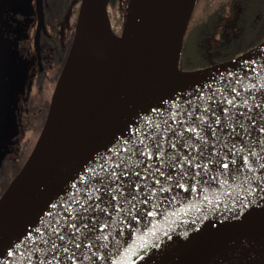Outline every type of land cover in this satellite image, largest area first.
Segmentation results:
<instances>
[{
	"label": "water",
	"instance_id": "obj_1",
	"mask_svg": "<svg viewBox=\"0 0 264 264\" xmlns=\"http://www.w3.org/2000/svg\"><path fill=\"white\" fill-rule=\"evenodd\" d=\"M196 2L169 0L150 47L128 74L87 104L48 113L0 197V264H123L193 217L227 209L231 187L264 162V40L226 61L181 68ZM87 20L105 45L118 40L107 0H81L55 90ZM40 53L38 47L41 66ZM236 218L233 210L229 219ZM239 223H229L230 246L239 236L254 254L226 257L214 234L176 264H264V237L257 248Z\"/></svg>",
	"mask_w": 264,
	"mask_h": 264
},
{
	"label": "bare ground",
	"instance_id": "obj_2",
	"mask_svg": "<svg viewBox=\"0 0 264 264\" xmlns=\"http://www.w3.org/2000/svg\"><path fill=\"white\" fill-rule=\"evenodd\" d=\"M168 5L169 0H130L126 26L111 47L102 42L92 21L87 20L80 48L53 92L48 113L87 104L111 83L128 74L131 67L142 60L145 49L150 47ZM228 193L225 196L227 209H213L211 216L200 214L193 217L137 251L123 264H169L179 254L184 256L190 249L207 244L214 234H217L215 243L226 257L235 252L254 254L250 242L239 236L230 246L231 230L228 226L231 220L239 221V227L246 234L250 230L251 239L259 247L264 237V162L237 181ZM243 203V213L246 214L241 216L239 205ZM233 210L237 218L229 219ZM218 212L225 217L214 216Z\"/></svg>",
	"mask_w": 264,
	"mask_h": 264
},
{
	"label": "rangeland",
	"instance_id": "obj_3",
	"mask_svg": "<svg viewBox=\"0 0 264 264\" xmlns=\"http://www.w3.org/2000/svg\"><path fill=\"white\" fill-rule=\"evenodd\" d=\"M129 1L107 0L109 23L118 36L121 35L127 23ZM70 2L71 8L69 7L58 25L57 39L61 55L58 57L60 58L59 64H56L58 67L56 73H49L50 82L47 80L45 82L40 77L36 78L38 62L36 55L33 54L32 46L38 11L33 0H19L15 3L16 5L3 3L0 10V159L4 165H7V160L11 161L10 166L5 167L7 173L5 174L4 191L30 155L45 125L49 104L73 42L81 14V0ZM212 2L213 0H197L193 19L202 15ZM8 8H13L19 13L20 44L8 35L9 28L6 21L9 14ZM58 20L59 18L54 23L55 26ZM54 25L51 29L56 28ZM187 59L191 61L196 58L190 52L183 53L181 66ZM177 262L178 259H175L169 264Z\"/></svg>",
	"mask_w": 264,
	"mask_h": 264
},
{
	"label": "trees",
	"instance_id": "obj_4",
	"mask_svg": "<svg viewBox=\"0 0 264 264\" xmlns=\"http://www.w3.org/2000/svg\"><path fill=\"white\" fill-rule=\"evenodd\" d=\"M71 0H48V19L58 29ZM55 20V21H54ZM53 29V30H55ZM58 40V39H57ZM264 40V0H213L198 18L191 19L182 51L192 53L181 66L196 70L231 59ZM59 41L53 43L52 73H56L61 54ZM57 49V50H56Z\"/></svg>",
	"mask_w": 264,
	"mask_h": 264
},
{
	"label": "flooded vegetation",
	"instance_id": "obj_5",
	"mask_svg": "<svg viewBox=\"0 0 264 264\" xmlns=\"http://www.w3.org/2000/svg\"><path fill=\"white\" fill-rule=\"evenodd\" d=\"M19 0H0V10L2 9L3 3L4 4H13L16 5L15 3H17ZM34 4L37 7V20H36V26L35 29L33 30V46L32 49L34 50V53L36 55L37 58V62H38V74L36 76L40 77L41 79H43L45 82L46 80L48 82L51 81V76L49 73H52V49H53V43H56V41L58 42L57 38H58V32L57 30H53L51 29V22L49 21V17H48V12L50 11V5L48 3V0H33ZM43 8V12H44V20H45V29H41L39 33H37V26H38V21H39V7ZM71 8V7H70ZM9 9V8H8ZM9 14L6 18V21L8 23V35L9 37H12L13 40L19 41L20 44V28H21V24H19V13L15 12L13 10V8H10L9 10ZM35 14V13H33ZM1 17V16H0ZM193 18V16H192ZM33 19H35L33 17ZM40 41V43H39ZM37 43V44H36ZM40 45V46H39ZM37 46L39 47L40 51H41V66L39 64V60H38V54H37ZM32 52V51H31ZM41 67V68H40ZM34 87V86H33ZM35 87H36V83H35ZM34 89V88H33ZM7 165H4L2 160L0 159V197L2 196V194L4 193V183H5V174L7 173V171L5 170L6 166H10L11 161L7 160L6 161Z\"/></svg>",
	"mask_w": 264,
	"mask_h": 264
},
{
	"label": "snow or ice",
	"instance_id": "obj_6",
	"mask_svg": "<svg viewBox=\"0 0 264 264\" xmlns=\"http://www.w3.org/2000/svg\"><path fill=\"white\" fill-rule=\"evenodd\" d=\"M225 167H226V165H225ZM162 191H163V189H162Z\"/></svg>",
	"mask_w": 264,
	"mask_h": 264
}]
</instances>
